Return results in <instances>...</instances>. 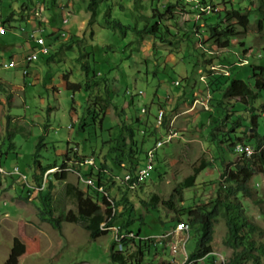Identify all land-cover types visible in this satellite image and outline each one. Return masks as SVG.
<instances>
[{
    "label": "rangeland",
    "instance_id": "1",
    "mask_svg": "<svg viewBox=\"0 0 264 264\" xmlns=\"http://www.w3.org/2000/svg\"><path fill=\"white\" fill-rule=\"evenodd\" d=\"M21 1L0 0V22L10 13L19 10ZM34 1L39 3V7H32L25 17L31 16L39 20L42 16V24L48 31L50 30L47 37L49 54L39 56L32 64V67L35 64L39 69L40 76L35 77L37 82L33 84V77L28 76V73L26 75L21 73L24 78L26 76L25 79L20 74L17 76L18 72L15 71L19 70L15 68L0 69V76L8 82V84L1 82L5 93L0 90V111L6 103V97H10L8 112L19 130L13 138L16 149L10 151L7 149V139L1 137L3 117L0 116V168L2 169L0 170V264H114L108 255L109 245L113 239L111 229L105 235L90 239L88 232L80 225L63 222L61 232H58L48 222L39 218L40 206L36 191L26 194L22 184L24 180L31 181L35 167L32 153L38 137L42 134L43 125L47 123L44 137L46 147L41 150L40 161L44 165L56 161L58 165L48 171L45 178V184L51 181L53 185L54 213L58 215L69 209L75 210V204L64 195V185L72 183L85 192H93L87 187V181L82 179L85 178L82 172H85L86 167H72L69 165V160L63 161L65 158L61 155L68 152L69 158H72L73 152L78 149L82 154L90 155L91 147L97 153L101 141L118 131V112L121 110L125 112L124 117L127 122H133L138 117L142 122L147 123L149 134L143 136V133H139L137 136V143L142 144L144 151L168 128L173 127L178 131V138L157 151L153 170L138 193L133 190L128 191L126 184L119 179V172L115 171L117 177L108 194L119 202L118 211H122L125 206L129 207V204L133 205L132 214L141 215L144 221L142 225L135 221L133 227L135 230L140 227V234L152 240L148 242L151 246L146 252L144 251L145 254L138 252L139 249H144L142 239L127 240L129 247L126 249V254L136 253L134 257L127 258V264L130 261L131 264H192L187 261V254L195 246L194 231L189 230L187 225L188 233H181V229H174L175 227L168 223L172 220L175 222L179 217L177 210L181 207L208 203L216 195L225 194L226 183L220 178L223 166L231 167L238 160V154L233 150L232 145L239 142L237 138L243 136L246 126H249L251 132L254 127L250 125L249 107L246 111L245 106L236 99L222 106L216 105L214 101H204V110L209 108L208 110L211 109L212 112L213 117L210 120V112L204 111L198 105L190 112H186L189 108L182 102L193 101L192 98L198 94L200 96L207 94L202 74L209 56L219 57L214 59V62L218 61L214 64L215 67L212 68L214 65L210 67L214 75L219 72L229 75L230 72L225 66L229 63L233 65L236 78L250 83L253 81V68L264 66V22L256 12L261 0H227L229 2L226 4L223 0H208L211 6L212 4L217 6L220 16L223 15L224 9L231 8L249 13L250 24L247 32L242 35L240 27L236 26L235 29L240 33L231 38L229 49L220 54H216L217 48L210 38L207 26V23L219 16L217 13L201 19L195 17L202 15L201 13H187L181 9L173 10V16L165 14L162 18L166 19L168 24L173 23L175 25L173 32L177 33L175 38H169L173 41L171 44L161 43L149 35L132 30H126V33L122 34L116 29L109 28L104 22L103 15L109 9L111 16L122 24L131 26L137 24V28L141 29L146 25L142 15L149 20V24L156 20L151 18L153 8L156 7V4L152 5L151 0H99L94 5L89 0H71V7L64 15L61 10L68 5L67 0H58L60 3L58 9L55 5H49L50 0ZM173 1L175 2L169 0V2ZM63 4L66 6L60 8ZM160 6L158 7L161 9ZM191 6L194 7V4ZM206 8L211 7L201 5L195 7L197 11L205 12ZM164 10L165 7H162L161 11ZM64 18H67L65 22H63ZM168 18H173L174 21L167 20ZM16 19L20 20V18ZM258 20L261 21L262 28L258 26ZM189 29L192 30L190 34L185 31ZM62 32L65 35L61 36ZM4 36L6 34L0 33V39ZM6 47L2 48L6 49ZM81 47L88 53L86 58L91 72L97 73L95 83L92 85L102 89L106 78L108 87L112 91V103L106 105L107 111L102 120V129L99 123L95 127L91 123L84 132L78 130L77 121L82 114L84 117L87 116L88 92L81 89L71 93L63 86L62 80V75L63 78L66 75L72 83L84 80V73L78 61ZM13 48L14 52L18 51L19 54L27 56L33 50V43L25 35L17 33ZM233 51L244 58L242 62L247 64L236 65L237 58ZM1 57L7 58L8 53H2ZM10 63H15V60L0 59L2 66H9ZM175 80L179 81V85L174 84ZM223 82L225 83L226 79H223ZM219 88H225V85ZM194 90L197 94L193 97L191 93ZM139 91L142 93L139 94ZM101 93L100 90L95 92L101 95L98 97L100 99L105 97ZM211 95L212 98H218V95L213 93ZM155 96L158 98H155L154 103L151 104ZM171 99L169 104L168 101ZM131 100L132 103L129 105L128 102ZM159 101H164L161 104L166 110L162 109L166 116L162 126L157 128L150 114L156 112V102ZM142 109H145V112L141 111ZM147 109L151 110L150 114ZM229 109L233 112H230L218 136L212 138L211 131L217 116L225 115ZM257 123L255 130L259 135H263L264 120L257 118ZM143 128L144 126H141V130ZM219 138L222 140L226 138L225 145L220 151L215 147ZM201 160L209 164L197 175L195 184L188 188L180 187V183L193 173V167ZM142 165L143 161L140 166ZM16 168H19L17 174L14 172ZM22 173L26 175V179L22 178L21 181L19 174ZM106 178H109V175ZM249 185L252 188V197L239 196V198L248 220L260 228V231L254 233L253 239L264 243L263 175L256 173ZM152 194H157L160 198L155 210L139 202V198L148 200ZM125 196L129 199V203L123 199ZM170 200L172 206L167 204ZM225 233L224 219L219 217L214 224L213 264H223L232 253V250L222 243ZM15 237L21 242V255L9 261L8 257ZM173 244L177 245L175 251L172 250ZM198 263L208 264L203 260ZM246 264L252 263L248 261ZM261 264H264V256H261Z\"/></svg>",
    "mask_w": 264,
    "mask_h": 264
},
{
    "label": "trees",
    "instance_id": "2",
    "mask_svg": "<svg viewBox=\"0 0 264 264\" xmlns=\"http://www.w3.org/2000/svg\"><path fill=\"white\" fill-rule=\"evenodd\" d=\"M98 1L99 0H89L92 5L96 4ZM35 2L36 1L34 0H22L19 10L27 11L26 15L28 16L29 10L36 6ZM54 2V0H50L49 5H54ZM223 2L226 4L229 1L227 2V0H223ZM201 3L204 4L201 5L203 7H211V3L208 0H201ZM175 9H181L184 12L196 14L190 5L182 4L175 0V2H169L163 12L158 6L153 8V14L151 18L156 20L151 24H149V20L141 14L146 23V25H144L141 29L137 28V24H134V26H131L130 24H122L117 18H113L111 16L109 9L105 11L103 18L105 24L109 28L116 29L119 33L125 34L126 30H132L139 34L149 35L161 43L173 44V41H171L169 38H175L177 36V33H175V31L173 32V30H175V25L173 23L168 24L165 21L166 19L164 20L162 17L165 14L173 16L172 12ZM224 10L223 15L221 16L219 15V10L210 14H206L205 11H201L202 15H199L198 17V19H201L205 16H212V14L216 15V13L219 15L218 17L216 16L217 18L215 17L216 19H214L212 22L207 23L210 38L213 40V43L217 48L216 54L223 53L229 49V46L231 45V38L240 33L235 29L236 26L240 27L241 34L243 35L247 32L248 26L250 24L248 12H241V10L233 8ZM256 12L264 22V2L262 0L257 5ZM25 16L20 17V20L18 21L17 19L13 18L12 14H9L7 17H5V20L2 21V25L4 26L11 21L22 22L25 20ZM167 20L174 21L173 18H168ZM257 24L260 28H262V23L260 20L257 21ZM185 31L188 32V34L192 32L190 29ZM238 55L239 54L237 53L235 54L237 58L236 62H239V59H242ZM87 56L88 53H86L84 48L81 47L79 49L78 61L80 63V68L84 73V80L78 83H72L65 75L63 83V86L66 88V90L70 91L71 93L81 89L88 92L86 94L87 116L84 117L82 114L77 121L78 130L83 132L88 129L91 123L94 127L97 125V123H99V127L102 129V120L105 117L107 111L106 105L108 103H112V91L108 87V80L106 78H104L105 84L102 85V89L97 87V85H92L95 83L94 80L97 73L95 71L91 72L88 60L86 58ZM215 58L219 57L209 56L207 64L203 68L204 74H202V76H204V83L207 90L206 92H208L211 96L209 102L214 101L216 102V105L222 106L224 103H230L231 100L236 99L245 106L246 111L247 107H249L248 110H250V125L254 127V130L251 132L249 131V126H246V128L243 130V136L241 138H237L239 142L235 144H240L241 142L249 144L250 147H253L254 153L249 157L238 154V160L233 163V166H223V170L220 174V178L226 183L224 188L225 194L223 196L218 194L208 203L181 207L179 210H177L179 217L175 220V222L172 220L168 224L175 227L177 223L184 222L189 225V230L192 229L194 231L193 238H195V246L193 250L187 254V261H189V263L192 262V264H199L198 262L203 260L205 263L213 264V259L215 258L214 255H212L214 224L218 218L221 217L224 219L226 225V233L222 243L232 250L230 257L227 259V261H224L223 264H246L248 261H250L252 264H261V256H264V243L253 239L254 233L260 231V228L248 220L239 196L252 197V188L250 187L249 182L256 173H260L264 177V133L263 135H259L257 130H255V127L258 126L257 118H262L264 120V66H257L253 68V81L250 83L243 79L236 78L232 68L233 65L229 63H227L228 66L225 65L230 72L229 75H223L221 72L217 74L219 76L214 75V71L211 70L210 67L218 62H214ZM219 62H221V60H219ZM91 73L92 76L90 77ZM223 79H226L225 83L223 82ZM223 85H225V88L220 89L219 87ZM3 87V84L0 83V90L5 93ZM99 90L100 92L102 91L101 94H104L106 98H98L101 95H97L95 92L97 93ZM211 93H213V95H218V98H212ZM9 100L10 97L7 96L5 112L3 115L1 137L4 136L5 139H7V149L10 151H15L16 146L13 138L16 132L19 130L16 128V125L13 123V119L8 112ZM258 100L259 103L257 104ZM131 103L132 100L128 102L129 105ZM213 105H215V103ZM208 109L204 111L210 112L211 109ZM227 111L228 112L225 115L217 116L215 125L212 127L211 131L212 138L218 136L221 127L229 118L230 112H233L231 109ZM118 115V131L112 136L109 135L106 137V139L101 141V147H99V151L97 153L95 152L96 150L90 146V155L82 154L79 152V149L73 152L72 158H69L68 152H65L61 155L65 158L63 161L69 160V165L72 167H86L85 172H82V174L85 178H91L94 183V187L87 186L93 193L85 192L72 183H66L64 185V195L69 197L70 200L75 204V210L69 209L68 211L58 215L54 213L55 200L52 193L53 185L51 181H48V183L45 184V178L48 174V171L58 167V165L56 161L48 162L45 165L41 164L40 161L42 157L41 150L46 147L44 137L48 127L47 123L43 125L42 134L38 137L34 152L32 153L35 167L31 176V181L27 182V180H25L22 186L26 194H30L33 190L36 191L37 200L40 206L38 211L39 218L48 222L51 227L58 232H61L63 222L74 223L85 229L88 232L90 239H96L112 230H109L108 228L116 227L122 234H130L133 232L136 239L141 240L143 237L142 246L144 249H139L138 252L140 254H145V252L151 246L148 242H151L152 240L150 238L144 239V237L148 236L140 234V227H138L136 230L133 227L135 221H138L139 225L144 224L143 217L141 215L135 216V214H132V204H129V207L125 206L122 211H118L117 208L119 202L114 198H111L108 194V191L113 186L115 178L117 177L115 171L119 172V179L123 183L126 173H129L132 178L136 175L141 162L145 160L146 150L149 148L148 147L144 151L142 144L138 145L137 143V136L139 133H143V136L149 134V128L147 123L142 122L138 117H136L135 121L133 122H127L124 117L125 112L122 110L118 112ZM165 116L166 115H164V117ZM209 117V120L213 117L212 112H210ZM238 124L240 123L238 122ZM141 126H145V128L141 130ZM159 136L156 138V140L159 138ZM225 142L226 138L223 140L219 138L218 142L215 143L216 149L218 151L222 150ZM235 144L230 145L234 147ZM88 157L94 158L93 165L85 164L83 162ZM223 162L224 160H222V163ZM208 164L209 163L201 160L197 166L193 167V173L188 175L179 186L183 188L192 187L195 184L197 175L203 171ZM108 175L109 178H106ZM144 181L139 183L134 189L129 187V182H131V180L127 183L125 182L126 189L128 191L133 190L138 193L141 190V185ZM42 183H44L43 188H41ZM99 186H102L103 189H105L104 191L106 192V195L96 189V187ZM123 199L125 202L129 203V199L126 196ZM159 200L160 198L157 194H152L148 200L139 198V202L143 206L152 208L154 210L156 209ZM179 201L181 202L182 199L180 198ZM171 203V200L167 202L168 205L172 206ZM111 204L115 209L113 216L111 212L112 210L110 208ZM107 219L110 220L106 223ZM103 224H105L104 226L110 227L100 228L103 226ZM164 225H166V223H164ZM127 240L134 239H124L122 241L123 247H116V241L112 239L109 245L108 255L114 264H127V258H132L135 256L136 253L129 255L126 254V249L129 247ZM20 255L21 242L15 237L13 239V245L9 253L8 260L11 261ZM131 262L132 261H130L129 264H131Z\"/></svg>",
    "mask_w": 264,
    "mask_h": 264
},
{
    "label": "built area",
    "instance_id": "3",
    "mask_svg": "<svg viewBox=\"0 0 264 264\" xmlns=\"http://www.w3.org/2000/svg\"><path fill=\"white\" fill-rule=\"evenodd\" d=\"M177 1H183V0H177ZM197 5H204L203 3H201V0H199V2H194V7H192V9H195V6ZM212 12H217V6L213 5L211 6V8H206V14H210ZM204 14V15H206ZM197 19L199 16H195ZM66 20H63V22H65ZM22 30H24L22 28ZM5 28L3 25H0V33H4ZM42 30L40 28L34 29L32 31H29L27 33L28 38L32 41L35 42L36 46L35 48L32 50V52L30 54H28L25 59L24 62H27V64H30L31 62L35 61L38 59L39 56H46L49 54L50 49L49 47L46 45L45 43V38L42 36L41 34ZM61 35H65L64 32L61 33ZM238 65H244L246 63L242 62V59H239V62H237ZM20 66L19 63L17 61H15V63H10L9 66H2L0 64V67L3 69H11V68H16ZM27 73V69H23V74ZM202 80H204V76H202ZM174 84H179V83H174ZM139 94H141L142 92L139 91ZM210 94L207 92V94L205 96H196L193 98V101L190 103L189 105V110H193L196 108V106H200L203 110H204V101L206 100H210ZM162 109L161 107H159L156 110V113L154 115V126L157 128H160L162 126L163 120L165 117H162ZM142 111L144 112L145 110L142 109ZM176 138H178V131L173 128L170 127L168 128L164 133H162L159 138L153 143V145L151 147H149L146 150V155H145V160L143 161V165L140 166L137 170L136 175L132 178L131 175L129 173H126L124 176V183L129 182L131 180V182H129V187L131 189H134L139 183H141L142 181H144L145 179H147V177L149 176L150 172L153 170V166H154V160L156 157V153L157 151L162 148L163 146H165L166 144L171 143L173 140H175ZM233 150L240 155H246V157L252 156V154L254 153V149L253 147H250L249 144L246 143H240V144H235L233 147ZM85 164H89V165H93L94 164V158L93 157H88L83 161ZM64 165V163L61 164V169L62 166ZM15 174L16 171H14ZM23 176H26L25 174H19V179L22 180ZM82 179L84 181H87V186H93L94 187V183L93 180L91 178H83ZM44 183H42L41 188H43ZM96 189L100 192H103L104 195H106V192L104 191L102 186L96 187ZM111 203V202H110ZM111 208V212H112V216L114 215V207L111 204L110 206ZM110 219L106 220V223L109 221ZM187 223L184 222H180L177 223L174 229H181V233H188L187 232ZM103 227H110V226H101L100 228ZM113 229V239L116 241V247H123V243L122 241L124 239H130V238H135L134 233L131 232V234H122L117 228H112ZM168 234V233H167ZM166 234V235H167ZM143 239V237H142ZM177 248L176 244L172 245V250L175 251Z\"/></svg>",
    "mask_w": 264,
    "mask_h": 264
},
{
    "label": "crops",
    "instance_id": "4",
    "mask_svg": "<svg viewBox=\"0 0 264 264\" xmlns=\"http://www.w3.org/2000/svg\"><path fill=\"white\" fill-rule=\"evenodd\" d=\"M43 2H45L46 0H42ZM68 1V5L66 6L65 4H63V5H61L62 7H60V8H63L64 6H66L64 9H62L61 10V12H62V14L64 15L65 13H66V10L67 9H69L70 7H71V4H70V1L71 0H67ZM151 2H152V5H154V4H156V6H160L161 7V9H162V7H166L167 6V4L169 3V0H151ZM174 2V1H173ZM194 2H198L197 0H190V1H187V2H184V3H182V4H188V5H192V4H194ZM66 4H67V2H66ZM159 4V5H158ZM36 6L35 7H39V3H36L35 4ZM56 7L55 8H57L58 9V7L60 6V3H59V1L57 0L56 2H55V4H54ZM195 7H197V6H195ZM121 8H123V6H121ZM191 8H192V6H191ZM12 11H14V10H11V12ZM194 11L195 12H199V11H197L196 9H194ZM26 12L27 11H22V10H17V11H14V13H10V14H15V15H13V18L14 19H16V18H20V17H22V16H25L26 15ZM199 13H201V11L199 12ZM38 14V12H36L35 13V15H37ZM16 15H18V17H16ZM35 17H31L30 16V18H26L25 17V19H26V21L24 20V21H22V22H15V21H11L10 23H8V24H6V25H4L5 27V31H4V33H1V34H6V36H4L3 38H1L0 39V59H4V60H9V59H14L15 61H17L18 63H19V65L20 66H18V67H16L15 69H17V70H19V71H15V72H18V74H17V76L20 74V75H22L21 73H23V67H27V73L29 74L28 76H30V77H33V81H32V83L33 84H35L37 81H36V78L35 77H38V76H40V74H39V69H38V67L34 64V66L32 67V64L36 61H33V62H31L30 64H26L25 62H24V59H25V57H26V55L24 56V55H22V54H19V52L18 51H16V52H14L13 50H14V43H15V41H16V37H17V33H19V35H25L27 38H28V35H27V33L29 32V31H32V30H34V29H37V28H40L41 30H42V32H41V34H42V36L45 38V43H46V45L49 47V44H47V42H48V39H47V37H49L48 35L50 34V30L48 31V29H47V27L45 28V25L44 24H42V20H43V18H42V16L41 17H39V20H35L34 19ZM63 20H67V18H64ZM0 25H2V21L0 22ZM55 26L57 27V24H55ZM22 28L24 29V30H22ZM47 29V30H46ZM22 31V32H20V31ZM62 36V35H61ZM29 39V38H28ZM30 40V39H29ZM32 41V40H31ZM11 43V44H10ZM32 43H33V49L35 48V46H36V44H35V42L34 41H32ZM4 46H7L6 47V49H3L2 47H4ZM49 49H50V47H49ZM234 52V54H236L237 52H235V51H233ZM2 53H8V57L7 58H2L1 57V55H2ZM47 56V55H46ZM47 58V57H46ZM228 59V58H227ZM45 61H46V59H45ZM237 61V60H236ZM242 61H243V59H242ZM236 64H237V62H236ZM238 65V64H237ZM224 66V65H223ZM22 67V68H21ZM213 67H215V65L214 66H212V68ZM216 67H218V65L216 66ZM0 69H3V68H1L0 67ZM26 73V74H27ZM26 74H24V75H26ZM23 76V75H22ZM23 79H25L26 78V76H25V78H24V76L22 77ZM188 78V77H187ZM62 80H63V83H64V78H63V75H62ZM6 83V84H8V82L7 81H5V80H3V78L0 76V83ZM185 82V81H184ZM174 83H179V81L178 80H175L174 81ZM176 85V84H175ZM177 85H179V84H177ZM188 85V84H187ZM189 86H190V84H189ZM191 87V86H190ZM22 89H23V87H22ZM197 94V91L196 90H194L192 93H191V95H193V97L195 96ZM199 95V94H198ZM167 97H168V94H167ZM155 98H158V97H154L153 98V100L151 101V104H153L154 103V99ZM190 99V98H189ZM193 99V98H192ZM171 101H172V99L171 100H169L168 101V103L170 104L171 103ZM192 101V100H191ZM191 101H187V102H182V104L183 105H185L186 107H188L189 108V105H190V103H191ZM208 101V100H207ZM164 101H159V102H156L157 104H156V107H157V109L159 108V107H161V108H163L164 109V106H162V104L161 103H163ZM0 104H1V97H0ZM150 108V107H149ZM145 110V109H144ZM165 110V109H164ZM142 111V110H141ZM147 111H149L148 112V114H150V112H151V110H148L147 109ZM166 111V110H165ZM191 110H187L186 112H190ZM4 112H5V105L2 107V110L0 111V116L2 115V117H3V115H4ZM145 112V111H144ZM152 114H150L151 116H152V120L154 121V115H155V113L156 112H151ZM1 121V120H0ZM154 123V122H153ZM2 124H3V121H2ZM144 128H145V126H144ZM1 132H2V129H1ZM23 174V173H22ZM21 180V179H20ZM22 181V180H21Z\"/></svg>",
    "mask_w": 264,
    "mask_h": 264
},
{
    "label": "bare ground",
    "instance_id": "5",
    "mask_svg": "<svg viewBox=\"0 0 264 264\" xmlns=\"http://www.w3.org/2000/svg\"><path fill=\"white\" fill-rule=\"evenodd\" d=\"M187 1H190V0H183V1H178V2H180V3H184V2H187ZM163 115H164V111H162V117H163ZM0 170H2L1 168H0ZM14 171H16V173H19V169L18 168H16ZM23 178L24 179H26V176H23ZM25 181V180H24ZM105 224H103V226H104ZM189 226V225H188ZM188 226H187V228H188ZM113 228H116V227H113ZM108 229H112V228H108ZM112 231H113V229H112ZM149 237H144V239H148ZM185 241V240H184Z\"/></svg>",
    "mask_w": 264,
    "mask_h": 264
}]
</instances>
